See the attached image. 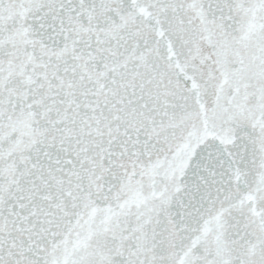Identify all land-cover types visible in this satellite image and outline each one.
<instances>
[{
	"label": "snow or ice",
	"instance_id": "obj_1",
	"mask_svg": "<svg viewBox=\"0 0 264 264\" xmlns=\"http://www.w3.org/2000/svg\"><path fill=\"white\" fill-rule=\"evenodd\" d=\"M0 264H264V0H0Z\"/></svg>",
	"mask_w": 264,
	"mask_h": 264
}]
</instances>
